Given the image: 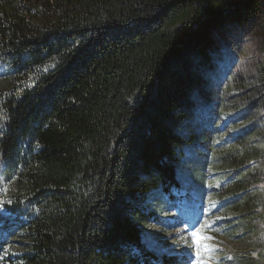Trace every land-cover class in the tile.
Instances as JSON below:
<instances>
[{
	"label": "trees",
	"instance_id": "trees-1",
	"mask_svg": "<svg viewBox=\"0 0 264 264\" xmlns=\"http://www.w3.org/2000/svg\"><path fill=\"white\" fill-rule=\"evenodd\" d=\"M222 43L264 55V0H0V264H174L149 247L147 199L180 186ZM257 79L239 139L254 162Z\"/></svg>",
	"mask_w": 264,
	"mask_h": 264
},
{
	"label": "rangeland",
	"instance_id": "rangeland-1",
	"mask_svg": "<svg viewBox=\"0 0 264 264\" xmlns=\"http://www.w3.org/2000/svg\"><path fill=\"white\" fill-rule=\"evenodd\" d=\"M261 47L256 44L255 54L260 50L262 56L255 62H239L234 50L221 44L210 74L218 92L195 108L203 122L199 130L194 129L193 142L182 148L184 159L177 171L180 186L169 195L155 192L147 199L156 217L144 226L149 247L169 251L176 258L174 264H263L264 226L259 211L264 192L257 182L264 177V136L259 132L248 137L247 144L258 149L255 162L241 158L239 143L253 122L248 112L256 98L255 91L248 90L252 84L259 86L261 96L262 85L257 83L261 78H257L264 68L255 65L259 62L264 67ZM212 110L217 111L214 119ZM5 193L0 185V216L8 217L1 204ZM196 229L209 237L199 258L191 236ZM9 242L11 252L7 253L17 255L22 250L19 238L12 236Z\"/></svg>",
	"mask_w": 264,
	"mask_h": 264
},
{
	"label": "snow or ice",
	"instance_id": "snow-or-ice-1",
	"mask_svg": "<svg viewBox=\"0 0 264 264\" xmlns=\"http://www.w3.org/2000/svg\"><path fill=\"white\" fill-rule=\"evenodd\" d=\"M202 231V229H196L191 232L193 243L196 245L195 253L198 258L201 257V249L206 247L203 242L209 239V237L202 235Z\"/></svg>",
	"mask_w": 264,
	"mask_h": 264
},
{
	"label": "built area",
	"instance_id": "built-area-1",
	"mask_svg": "<svg viewBox=\"0 0 264 264\" xmlns=\"http://www.w3.org/2000/svg\"><path fill=\"white\" fill-rule=\"evenodd\" d=\"M1 263V262H0Z\"/></svg>",
	"mask_w": 264,
	"mask_h": 264
}]
</instances>
